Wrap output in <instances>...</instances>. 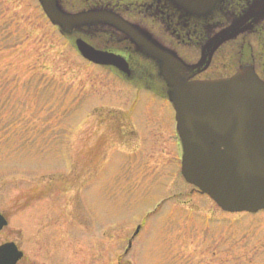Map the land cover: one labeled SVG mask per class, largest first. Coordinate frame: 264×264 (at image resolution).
Returning <instances> with one entry per match:
<instances>
[{"label":"rangeland","instance_id":"obj_1","mask_svg":"<svg viewBox=\"0 0 264 264\" xmlns=\"http://www.w3.org/2000/svg\"><path fill=\"white\" fill-rule=\"evenodd\" d=\"M36 6V0H0V207L21 231L23 248L32 249L34 231L27 223L49 207L50 226L68 231L56 244L70 246L69 264H119V257L120 264H196L200 256L209 264L206 253L214 243L207 248L197 240L216 230L246 241L241 252L261 250L264 264V211L230 216L239 217L237 223L199 217L208 216L207 209L221 213L178 175L165 102L143 92L127 111L129 89L82 61ZM107 106L124 110L135 126V153L131 141L120 145L122 151L110 149L114 130L100 118L106 113L100 107ZM86 116L73 143L74 172L51 179L62 162L63 129ZM150 124L161 133L158 143L150 138ZM38 168L49 172L35 178Z\"/></svg>","mask_w":264,"mask_h":264},{"label":"water","instance_id":"obj_2","mask_svg":"<svg viewBox=\"0 0 264 264\" xmlns=\"http://www.w3.org/2000/svg\"><path fill=\"white\" fill-rule=\"evenodd\" d=\"M39 1L63 33L76 37L75 44L84 57L102 65L119 64L87 44L82 31L88 32L94 24L128 31L127 24L104 10L69 13L61 0ZM90 37L97 41L95 33ZM147 40L137 38L134 42L142 54L157 63L168 88L166 94L176 111L186 181L225 210L264 208V82L251 65L239 67L231 78L192 81L196 66ZM143 81L148 82V76H143ZM155 84L146 86L164 91ZM2 224L0 218V227ZM6 249L9 263L14 264L19 257L15 246L0 247V256Z\"/></svg>","mask_w":264,"mask_h":264},{"label":"flooded vegetation","instance_id":"obj_3","mask_svg":"<svg viewBox=\"0 0 264 264\" xmlns=\"http://www.w3.org/2000/svg\"><path fill=\"white\" fill-rule=\"evenodd\" d=\"M95 1L102 2L103 0ZM185 2L187 4L185 6L181 5V7L177 3V5L172 4L169 0H112L107 2L106 5H111L115 13L146 30L163 46L172 48L178 55L188 61L199 60L207 41L217 33L230 27L236 20L245 18L241 31L234 39L226 40L214 49L209 65L196 77L200 79L226 77L231 74L235 61L242 59L258 63L259 74L264 79V4H262L264 0H185ZM93 3L94 0H88L87 5L91 6ZM66 4L70 7L72 6V1ZM254 4L257 5V13L250 15V8ZM98 37L105 38L107 49L124 51L122 53L117 51V53L124 55L127 60L129 59L131 62L139 61L144 64L148 62L147 58L135 51L133 44L122 33L110 30L108 34L104 32ZM126 88L129 89V97H132V94L137 97L146 92L149 93L151 99H155L159 103L165 102V100L154 95L151 91L139 90L132 86ZM128 104L129 102L127 101ZM135 106L136 103L128 108L127 111L132 110ZM100 108H103L101 110L106 112L101 117L99 116L102 124L107 122L112 125V130H114L112 133L115 139L111 137L107 140L108 145L111 146L110 149L116 150L119 145L131 141L133 142L131 148L135 153L140 141V135H138L135 126L131 124L130 119L123 117L124 110L108 106L107 108ZM162 110L163 114L168 113L166 103ZM156 126L155 124L149 125L150 138L154 143H158L161 139V133ZM81 130L82 127L75 130L73 137L76 138ZM171 142L174 153H176L175 143H173L172 139ZM101 147H103L102 144ZM67 159L71 164V168H73L71 173H68L71 175L75 170L73 151H71ZM176 159L177 157L175 156ZM52 174L54 172L51 173V179L68 177L61 170L57 173V176ZM84 181L81 183L86 185ZM83 185H81V189H84ZM207 210L208 216L199 214V217L206 218L210 223L221 221L237 223L241 221L240 218L231 220L230 216L232 215L226 213L214 216L209 214V209ZM0 213L8 221L7 225L0 231V244L14 241L18 248L23 251V257L16 264H69L70 246L65 245L66 241H63V245L66 247L57 246L56 244L62 238L68 237V231L61 234L64 231L61 226L54 227L52 223L50 226L49 222L52 218H49V207H47L45 212H39L34 221H31V224L26 222L27 226L32 227L34 231L30 252H28L29 250L26 247L23 248L24 241L22 238L10 239L8 237L9 234L21 237V233L18 229L16 231V228L11 227L10 219L1 207ZM238 219L240 220L237 221ZM20 225L23 227V224ZM24 227L26 228V226ZM244 234H249V232L246 233L245 231ZM232 237L231 231L221 230L206 231L198 237V243L207 242L204 247L210 248L212 243H214L211 251L206 253L209 264H263L260 262L262 260L261 250L244 247L241 252V244H247L246 241H237ZM221 243H226V245L222 246L220 245ZM253 257L256 260L252 261ZM257 258H259V261H257ZM201 259L202 257L200 256L196 264H207V262L202 263Z\"/></svg>","mask_w":264,"mask_h":264}]
</instances>
